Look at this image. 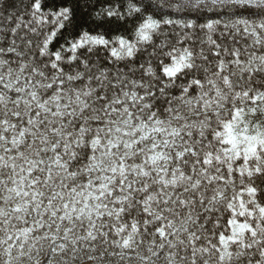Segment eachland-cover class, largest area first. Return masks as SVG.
Wrapping results in <instances>:
<instances>
[{
	"label": "snow or ice",
	"instance_id": "snow-or-ice-1",
	"mask_svg": "<svg viewBox=\"0 0 264 264\" xmlns=\"http://www.w3.org/2000/svg\"><path fill=\"white\" fill-rule=\"evenodd\" d=\"M0 264H264V0H0Z\"/></svg>",
	"mask_w": 264,
	"mask_h": 264
}]
</instances>
